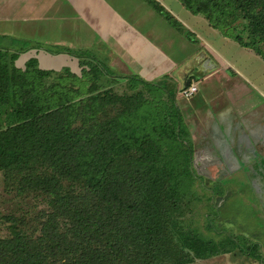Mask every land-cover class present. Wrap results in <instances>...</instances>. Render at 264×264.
Segmentation results:
<instances>
[{
  "label": "trees",
  "instance_id": "1",
  "mask_svg": "<svg viewBox=\"0 0 264 264\" xmlns=\"http://www.w3.org/2000/svg\"><path fill=\"white\" fill-rule=\"evenodd\" d=\"M144 1L185 32L160 2ZM179 2L211 26L239 15L249 38L235 39L264 58V0ZM68 53L75 70L41 68L36 57L18 67L20 53L0 47V104L16 119L0 129L3 191L14 204L0 215V264H193L231 254V238L204 236L185 213L197 179L174 96L138 77L120 91L93 56Z\"/></svg>",
  "mask_w": 264,
  "mask_h": 264
},
{
  "label": "crops",
  "instance_id": "2",
  "mask_svg": "<svg viewBox=\"0 0 264 264\" xmlns=\"http://www.w3.org/2000/svg\"><path fill=\"white\" fill-rule=\"evenodd\" d=\"M157 1L190 37L144 0H0V47L8 58L20 53L18 67L19 60L25 64L29 54L43 52L55 69L75 70L78 60L68 51H86L112 72L106 81L118 88L132 77L162 84L189 132L193 167L216 166L219 175L211 180L248 171L264 182V59L254 52L243 64L248 47L237 44L234 33L208 24L212 33L204 38L184 19L182 4ZM19 40L33 47L22 48ZM222 44L241 46L240 55L223 54ZM191 85L197 92L184 98L181 91ZM204 172L199 175L208 179Z\"/></svg>",
  "mask_w": 264,
  "mask_h": 264
},
{
  "label": "rangeland",
  "instance_id": "3",
  "mask_svg": "<svg viewBox=\"0 0 264 264\" xmlns=\"http://www.w3.org/2000/svg\"><path fill=\"white\" fill-rule=\"evenodd\" d=\"M166 1H173L178 3V6L181 5L179 0ZM173 7L176 10L178 9L176 5ZM185 9V14H183L184 19L191 25L193 22V27L196 31L202 37L207 38L208 32L211 30L208 20L203 15L192 17L190 15L191 12L187 8ZM219 26H213L212 28L215 31L232 32V34L234 33L233 36L242 34L245 40L249 38L245 21L237 14L225 15L219 22ZM184 29L185 34L190 33L189 30ZM210 32L212 33V31ZM19 41L22 43L20 45L22 48L30 49L33 47L28 42ZM236 43L240 44L238 41ZM221 46L220 51L225 55H240L241 46L232 44L226 46L222 44ZM38 47L41 46H36V48ZM254 52L252 48L248 47V58L242 61L243 64L250 62V56H253ZM32 57L38 58L39 65L42 68L51 69V67H54L53 59L46 56L43 52L26 56L27 60ZM57 64L59 66V63ZM19 66H24V60H19ZM119 88L120 91L124 89L123 86H119ZM15 120L14 114L12 115L11 106L0 104V129H5L12 125ZM195 151H199L198 148L194 149V153ZM202 156L205 158L204 155ZM202 156L200 157L202 158ZM194 167L196 171L204 172L206 169L207 171L204 173L207 174L208 179H204V176L199 175L202 172L194 174L193 177L197 179L193 185L194 200L186 209V215L191 212L193 225L204 236L215 240H219V236L221 239L231 238L233 243L231 254L208 260H197L193 264H264V182L258 183L257 174L255 172L249 173L248 171L240 175L235 174L229 180H211L210 176L219 175L215 174L218 172L216 171V166L209 164L200 165L198 162H194ZM260 168L263 169L264 166H260ZM2 178V174L0 173V215L8 214L14 205L11 196H7L3 191ZM204 215L211 216L213 220L212 231H208L205 228Z\"/></svg>",
  "mask_w": 264,
  "mask_h": 264
},
{
  "label": "built area",
  "instance_id": "4",
  "mask_svg": "<svg viewBox=\"0 0 264 264\" xmlns=\"http://www.w3.org/2000/svg\"><path fill=\"white\" fill-rule=\"evenodd\" d=\"M197 86L196 85H191L187 88H184L182 91H181V94L184 98H189L191 97L192 95H194L196 92H197Z\"/></svg>",
  "mask_w": 264,
  "mask_h": 264
}]
</instances>
